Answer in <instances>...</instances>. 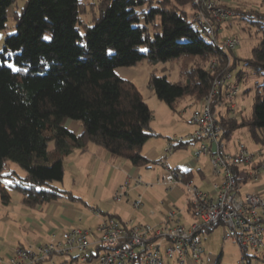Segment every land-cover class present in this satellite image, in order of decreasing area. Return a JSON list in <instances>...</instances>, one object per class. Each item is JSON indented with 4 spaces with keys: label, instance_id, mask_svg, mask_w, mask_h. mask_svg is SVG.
I'll list each match as a JSON object with an SVG mask.
<instances>
[{
    "label": "trees",
    "instance_id": "obj_1",
    "mask_svg": "<svg viewBox=\"0 0 264 264\" xmlns=\"http://www.w3.org/2000/svg\"><path fill=\"white\" fill-rule=\"evenodd\" d=\"M17 1L0 0V33L9 19L16 26L0 54V201L5 205L13 191L28 207L60 200L81 203L54 183L64 179L65 160L90 144L134 167L151 164L142 149L160 136L151 126L154 113L134 82L117 74L120 67L179 60L180 81L153 72L149 82L174 111L186 100L202 103L214 81L242 61L264 77V12L259 10L234 9L235 20H250L263 39L249 58L232 59L202 35L193 0H25L20 11ZM88 7L91 20L85 18ZM69 120L82 126L81 135L66 127ZM223 124V139L247 128L264 147V82L257 86L252 116ZM190 144L176 143L174 151ZM11 163L24 175L4 174ZM184 173L193 178L191 171ZM242 253L244 264L250 263L248 250ZM254 256L264 264V253Z\"/></svg>",
    "mask_w": 264,
    "mask_h": 264
},
{
    "label": "built area",
    "instance_id": "obj_2",
    "mask_svg": "<svg viewBox=\"0 0 264 264\" xmlns=\"http://www.w3.org/2000/svg\"><path fill=\"white\" fill-rule=\"evenodd\" d=\"M193 3L194 18L202 35L213 39L226 54L235 50L240 45L239 37L218 38L224 26L235 20L231 0H193ZM215 67L212 62L211 68ZM239 88L229 71L217 78L201 107L193 108L186 119L192 132L168 142L167 155L174 152L176 143L200 142L196 158L208 157L213 175L220 180L213 183L211 191H204L183 171L169 167L157 179L166 188L183 187L193 218L189 226L171 225L177 216L172 209L161 225L153 227L134 219L103 216L99 209L93 208V214L100 217L95 229L72 227L59 235L52 234L45 244H29L6 256L0 255V264H199L204 254L201 233L220 225L224 227L225 241L259 254L264 248V195L241 194L237 173L244 171L246 178H253L256 183L264 170V161L255 163V155L243 144L235 145V152L227 151L223 144V121L227 118L222 111L235 109L233 99ZM232 115L235 116L234 110ZM139 186L153 184H146L141 178L129 179L117 188L113 200L127 199L130 191ZM130 205L140 209L144 196L138 195Z\"/></svg>",
    "mask_w": 264,
    "mask_h": 264
},
{
    "label": "crops",
    "instance_id": "obj_3",
    "mask_svg": "<svg viewBox=\"0 0 264 264\" xmlns=\"http://www.w3.org/2000/svg\"><path fill=\"white\" fill-rule=\"evenodd\" d=\"M66 127L77 136L83 133L82 126L76 121H67ZM186 127L181 137L193 130L187 125ZM159 137L154 143L147 145V147L145 144L142 154L149 161L157 164L161 163L163 167H169L164 162L165 159L169 158L166 154L167 145L169 141L179 136L176 134L174 136L167 135L166 140L159 139ZM235 151L236 146H233L229 152ZM170 159H173V165L176 169L183 172L191 171L197 185L204 191H211L213 183L220 181L213 176L209 158L206 156L205 161L208 165L205 164L204 166L200 164V158L190 159L185 154H178ZM206 166L210 167L209 174L205 168ZM147 168L149 167L147 166ZM10 171L24 175V171L15 165L10 164V170L5 171L4 174ZM107 172L106 176L109 178V181L103 183L101 179L103 174ZM67 174L69 176L68 185L66 183ZM237 174H239L241 182L240 193H252L251 191L246 192L243 190L245 189V187L243 188V184L247 185L246 183L250 181V179L246 178L245 172L241 170ZM137 178H141L142 180L148 178V173L143 172L139 167L132 166L128 161L110 154L104 148L90 144L84 148L75 150L65 160V176L62 183L64 185L66 183L67 185L63 190L71 191L73 195L80 199H82L81 196L83 194L81 191L84 188L90 190L89 196L93 201H96L94 207L99 209L103 216H115L122 220L134 219L136 222L158 227L166 220L169 210L172 209L177 213V216L171 225L189 226L192 223L193 218L190 209L189 215L185 216L182 210L183 207L179 206L184 201L185 206H188L187 197L182 187L179 186L171 188H157L154 185L152 187L139 186L130 191L128 198L125 199L126 202H116L117 204L113 205L111 202L117 188L129 179L134 181ZM7 182H9V179L4 180V184ZM251 184L252 186H256L254 193L264 195V174L262 175L261 173V178L258 182H252ZM55 186L59 187V185ZM74 187H77V190ZM140 194L144 196V205L140 210L133 211L130 201L136 199ZM98 202L107 208L105 206L101 207L100 204H97ZM86 206L89 207V204H86ZM92 209L91 207L90 210L92 211ZM84 212L85 209L81 203L70 202L68 200L28 207L23 203V198L16 191H13L9 204L5 205L0 201V255L6 256L17 247L29 244L42 245L49 242L52 234L59 235L69 228L76 227L80 213ZM90 212L88 211V213ZM95 216L98 218L96 220L98 224L100 217ZM184 219L187 220L183 221Z\"/></svg>",
    "mask_w": 264,
    "mask_h": 264
},
{
    "label": "rangeland",
    "instance_id": "obj_4",
    "mask_svg": "<svg viewBox=\"0 0 264 264\" xmlns=\"http://www.w3.org/2000/svg\"><path fill=\"white\" fill-rule=\"evenodd\" d=\"M91 1L98 2V0H91ZM24 2L25 0L17 1L16 5L18 11L21 10V8L24 5ZM231 4L235 8L240 7L244 11L253 9V10H259V12H264V0H231ZM90 9L91 7H88L89 12L85 16L87 20H91L93 17ZM13 14L14 11L11 8L9 10V17H12ZM15 32H16L15 22L14 20L9 19L7 23V30L2 31L0 33V54L4 52L5 39L7 38V36L14 34ZM231 36H238L240 39V45L235 50H233V52L230 51L228 53V56L232 57V59L234 57H239L242 59L249 58L252 54L253 49L258 47L263 39L262 37L263 33L261 29L253 25L250 22V20H242V19H236L231 24L229 23L225 25L224 29L222 30L218 38L222 39L223 37H231ZM2 62L3 60L0 55V64ZM7 64L9 66H13V64L10 63L9 61H7ZM179 66H180L179 60L158 62L154 65L147 60H143L140 63H138L136 66L120 67L117 69V74L121 78L128 79L134 82V84L138 87L139 91L142 93L145 101L149 104V106L151 107L154 113V119L152 121L151 126L156 133H158L159 135L161 134V136L158 137L159 139H163V140H166L167 135L174 136V134H176L179 137H181L184 130H186L185 128H187L185 121L188 115L190 114V111L193 108L201 107L202 105L201 103H196L195 101L186 100L176 108V111H174L165 102L161 101L150 87L149 82H150L151 74L153 72H155L157 75L160 76H167L169 80L172 82L180 81L181 78H180ZM240 71H243L244 74L242 79H240V81L238 82L236 81L239 84L240 88L238 95H236L235 98L233 99V103L235 104V109L227 108L222 111V114L225 115L227 119L238 118L240 120L242 118H250L253 114V107L255 102L257 86L264 82V77L256 75L252 70H250L248 67L244 65L243 61L238 63V65L232 72L233 77L235 79ZM232 110H234L235 116L232 115ZM158 137L157 138L154 137L148 140V143H146V147L147 145L154 143V141H156ZM200 144H201L200 142H196L194 144H190L187 149L175 150L174 153L168 155L169 157L168 159L164 160L165 164H168L169 167L171 166L170 168L172 170L176 169V167H174L173 165V159L170 158L175 157V155L178 154H185L190 159L191 158L196 159ZM223 144L225 145V149L227 151H230L235 145L243 144L248 148L251 154L255 155V159H254L255 163L258 164L264 161V147L258 145L254 141L251 133L248 131L247 128H240L236 130L230 139L224 140ZM260 153L263 155L261 156ZM199 158H200L199 159L200 164H203V166L207 164L205 161V156H200ZM150 162L151 164L148 166L149 168L147 167L141 168L143 172L148 173V178H144L143 181L146 182V184L147 183L153 184L157 188L159 187L166 188L157 183V179L160 178L162 174L166 171V167L161 166V163L157 164L152 161ZM11 165H15L19 167L18 164L15 163H11ZM205 168L209 174L210 167L206 166ZM261 173L263 175L264 170H261ZM107 174L108 172L106 174L105 173L103 174V177L101 179L103 183H107V181H109V178L106 176ZM252 182H253V178H251L250 181L246 183L247 185L243 184V188L245 187V189L243 190H245L246 192L251 191L252 193H254V188L256 186H252L251 184ZM66 183L67 185L69 183L68 174L66 177ZM66 183L64 185L62 182H55L54 185L57 186L59 185V188L65 189L67 187ZM74 188L75 190H77V187ZM81 193L83 194L81 196L82 197L81 204L84 207L85 212L80 213L79 215L80 217L76 227L95 229V225L97 224L96 220L98 218H96V216L93 215V212L90 210V208L91 207L96 208L94 207V205H96L95 203L96 201H93V199L89 196L90 190L84 188V190H82ZM123 201L126 202L125 199ZM111 203L113 205H116L118 202L116 203L112 199ZM86 204H89L90 208L87 207ZM97 204L98 205L100 204L101 207L105 206L100 202H98ZM179 206L183 207L182 208L183 214L185 216H188L189 208L188 206H185V201L183 204L181 205L179 204ZM131 209L133 211L140 210V209H135L132 206ZM88 211L91 212L88 213ZM186 220L187 219H184L183 221ZM200 238H201L202 247L205 249V252L202 258L199 260V264H216L217 259L219 257L220 260L218 264H242V259H243L242 249L237 243L224 240L223 226L221 225L216 226L213 229V231L202 233ZM248 253L251 256V260L250 263L246 262L245 264H263V261L260 256L259 258L254 256L255 253L253 250H248ZM262 253H264V248L260 251L259 254Z\"/></svg>",
    "mask_w": 264,
    "mask_h": 264
}]
</instances>
